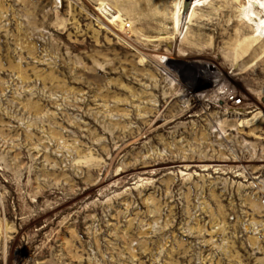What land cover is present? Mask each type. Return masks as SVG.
Wrapping results in <instances>:
<instances>
[{
    "label": "rangeland",
    "instance_id": "374dc122",
    "mask_svg": "<svg viewBox=\"0 0 264 264\" xmlns=\"http://www.w3.org/2000/svg\"><path fill=\"white\" fill-rule=\"evenodd\" d=\"M201 1L0 0V264H264V7Z\"/></svg>",
    "mask_w": 264,
    "mask_h": 264
},
{
    "label": "bare ground",
    "instance_id": "6f19581e",
    "mask_svg": "<svg viewBox=\"0 0 264 264\" xmlns=\"http://www.w3.org/2000/svg\"><path fill=\"white\" fill-rule=\"evenodd\" d=\"M252 2V6H248L244 9V14L245 16H249L250 19H257L256 17L259 16V8L262 6L264 7V0H251ZM200 3H202L201 0H192L191 3V8L189 11V15L187 16V20L185 22V25H188L191 22V16L193 14L194 9L196 8L197 5H199ZM182 6L183 3L181 4V6L178 8L177 11V15H176V26H179V21H180V15H181V11H182ZM252 15L254 17H252ZM260 18V22L263 23L264 22V18ZM261 25H259L260 27ZM187 27V26H186ZM185 28H183V30L181 31V34L183 33Z\"/></svg>",
    "mask_w": 264,
    "mask_h": 264
},
{
    "label": "water",
    "instance_id": "95a60500",
    "mask_svg": "<svg viewBox=\"0 0 264 264\" xmlns=\"http://www.w3.org/2000/svg\"><path fill=\"white\" fill-rule=\"evenodd\" d=\"M191 3H192V0H184L183 2L182 12H181V21L183 24H185L187 20V16L189 15Z\"/></svg>",
    "mask_w": 264,
    "mask_h": 264
},
{
    "label": "built area",
    "instance_id": "2783aa9c",
    "mask_svg": "<svg viewBox=\"0 0 264 264\" xmlns=\"http://www.w3.org/2000/svg\"><path fill=\"white\" fill-rule=\"evenodd\" d=\"M131 24H127V26H130Z\"/></svg>",
    "mask_w": 264,
    "mask_h": 264
}]
</instances>
